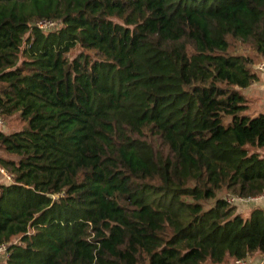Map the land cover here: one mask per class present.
<instances>
[{"label":"trees","instance_id":"trees-1","mask_svg":"<svg viewBox=\"0 0 264 264\" xmlns=\"http://www.w3.org/2000/svg\"><path fill=\"white\" fill-rule=\"evenodd\" d=\"M259 60L264 0H0L4 263L264 264Z\"/></svg>","mask_w":264,"mask_h":264},{"label":"rangeland","instance_id":"rangeland-1","mask_svg":"<svg viewBox=\"0 0 264 264\" xmlns=\"http://www.w3.org/2000/svg\"><path fill=\"white\" fill-rule=\"evenodd\" d=\"M55 25V24H54ZM50 26L49 28L54 27ZM55 27H57V25H55ZM54 27V28H55ZM246 52H250L248 50V48H246ZM262 62L261 60L256 61L255 65H254V69L256 71V73L258 74V80L251 84L248 88L243 89L241 92L242 94H244V96L249 94V103L250 104V108H249V114H254L257 115L259 113H261L264 110V97L262 96V92L264 91V76L260 75V73L256 70L257 64ZM263 97V99L261 98ZM253 115V116H254ZM21 124L16 121L15 119H11V121L9 120H5V127L2 129V131H4L5 134L9 133V131L11 130H18L20 129ZM4 171L0 170V183L5 182L6 181V177L4 176ZM237 208H240V210L242 209V211L246 210V208H241V205H238ZM247 213H245L244 215L246 216ZM0 264H5L4 263V259L2 256H0ZM247 264H259V259H251V261H249Z\"/></svg>","mask_w":264,"mask_h":264},{"label":"built area","instance_id":"built-area-1","mask_svg":"<svg viewBox=\"0 0 264 264\" xmlns=\"http://www.w3.org/2000/svg\"><path fill=\"white\" fill-rule=\"evenodd\" d=\"M53 25H54L53 23H48V22H39V23H37V26H38L39 28H41V29H45V30L50 29L49 27H50V26H53ZM256 70H257L260 74H262V75L264 76V61H262V62H260V63L257 64ZM3 126H4V123H3V121H2L1 118H0V129H1ZM3 174H4V176L6 177V179H9V177L6 176L5 173H3ZM263 198H264V196L259 197V198H256V199H263ZM4 250H5L4 246H3V245L0 246V252H3ZM247 263H248V261H245V260H236V261L234 262V264H247Z\"/></svg>","mask_w":264,"mask_h":264},{"label":"crops","instance_id":"crops-1","mask_svg":"<svg viewBox=\"0 0 264 264\" xmlns=\"http://www.w3.org/2000/svg\"><path fill=\"white\" fill-rule=\"evenodd\" d=\"M261 75V74H260ZM262 76V75H261ZM262 92V96L264 97V91H261ZM244 95V94H243ZM248 100L249 99V94L245 96ZM263 97H261L263 99ZM264 100V99H263ZM251 104V103H250ZM264 108V107H263ZM255 202H259V203H255ZM238 205H241V208H246V210L242 211V209L240 210V208H237V212L238 213H247L250 208L256 206V205H260L263 209H264V200L262 201H253V200H249V201H242V202H239ZM256 259V258H255ZM230 264H233V263H230Z\"/></svg>","mask_w":264,"mask_h":264}]
</instances>
